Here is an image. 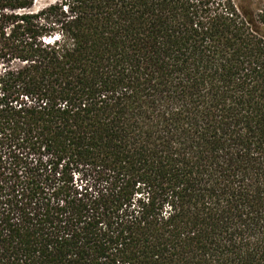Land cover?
Listing matches in <instances>:
<instances>
[{"label":"trees","instance_id":"obj_1","mask_svg":"<svg viewBox=\"0 0 264 264\" xmlns=\"http://www.w3.org/2000/svg\"><path fill=\"white\" fill-rule=\"evenodd\" d=\"M0 264H264V0H0Z\"/></svg>","mask_w":264,"mask_h":264},{"label":"rangeland","instance_id":"obj_2","mask_svg":"<svg viewBox=\"0 0 264 264\" xmlns=\"http://www.w3.org/2000/svg\"><path fill=\"white\" fill-rule=\"evenodd\" d=\"M51 1V0H49ZM49 1H37V6H41L44 5L46 2L48 3ZM237 4L239 5H243V4H247L248 0H235ZM263 0H255V4H259L260 2H262Z\"/></svg>","mask_w":264,"mask_h":264},{"label":"water","instance_id":"obj_3","mask_svg":"<svg viewBox=\"0 0 264 264\" xmlns=\"http://www.w3.org/2000/svg\"><path fill=\"white\" fill-rule=\"evenodd\" d=\"M37 1H42V0H37ZM45 1H49V0H45ZM45 4H47V2Z\"/></svg>","mask_w":264,"mask_h":264}]
</instances>
